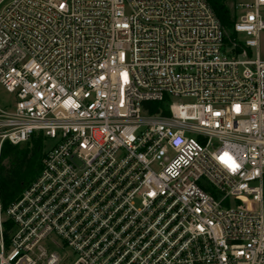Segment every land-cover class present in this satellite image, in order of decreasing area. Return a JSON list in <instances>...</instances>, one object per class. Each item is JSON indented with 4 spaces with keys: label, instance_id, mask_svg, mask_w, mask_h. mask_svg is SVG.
<instances>
[{
    "label": "built area",
    "instance_id": "built-area-1",
    "mask_svg": "<svg viewBox=\"0 0 264 264\" xmlns=\"http://www.w3.org/2000/svg\"><path fill=\"white\" fill-rule=\"evenodd\" d=\"M234 13L225 42L207 0H0V171L55 140L0 264H264V0Z\"/></svg>",
    "mask_w": 264,
    "mask_h": 264
},
{
    "label": "trees",
    "instance_id": "trees-1",
    "mask_svg": "<svg viewBox=\"0 0 264 264\" xmlns=\"http://www.w3.org/2000/svg\"><path fill=\"white\" fill-rule=\"evenodd\" d=\"M232 0H207L214 10L225 31V42L234 39L236 34L233 30L236 15L230 9L229 2ZM151 111L157 112L162 104L151 102ZM167 113L166 110L163 111ZM46 136L39 131L22 145L6 143L2 152L1 164V200L4 208L13 202L22 190L32 182L42 167V159L45 155Z\"/></svg>",
    "mask_w": 264,
    "mask_h": 264
},
{
    "label": "rangeland",
    "instance_id": "rangeland-1",
    "mask_svg": "<svg viewBox=\"0 0 264 264\" xmlns=\"http://www.w3.org/2000/svg\"><path fill=\"white\" fill-rule=\"evenodd\" d=\"M238 0H232L229 2V6L230 9L232 10V12H234V7H235V2ZM240 37L242 39H246L245 35H240ZM256 52V49H254V54ZM259 52L262 58H264V30L261 31L260 33V37H259ZM12 95L9 94L7 91H5L4 88L0 87V103H10L12 102ZM55 143V140L53 139H47L46 143H45V150L47 148H50L51 146H53V144ZM263 214H264V204H263ZM53 250H55L56 252H61L60 249L57 246H53ZM67 251H69L70 249L67 248Z\"/></svg>",
    "mask_w": 264,
    "mask_h": 264
}]
</instances>
